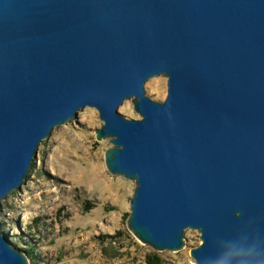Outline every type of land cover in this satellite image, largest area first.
Listing matches in <instances>:
<instances>
[{"label": "water", "instance_id": "obj_1", "mask_svg": "<svg viewBox=\"0 0 264 264\" xmlns=\"http://www.w3.org/2000/svg\"><path fill=\"white\" fill-rule=\"evenodd\" d=\"M88 106L141 242L179 252L190 228L195 264H264V0H0V210ZM0 264H30L1 222Z\"/></svg>", "mask_w": 264, "mask_h": 264}, {"label": "rangeland", "instance_id": "obj_2", "mask_svg": "<svg viewBox=\"0 0 264 264\" xmlns=\"http://www.w3.org/2000/svg\"><path fill=\"white\" fill-rule=\"evenodd\" d=\"M164 75L145 84L151 98L163 101L168 92ZM119 111L139 118L133 99ZM96 108L86 107L68 123L56 126L39 147L20 190L2 201L1 229L22 249H34L30 264H146L156 252L163 264H195L191 249L201 233L186 229L179 252L156 251L129 229L136 182L107 167L110 138L98 139L103 126Z\"/></svg>", "mask_w": 264, "mask_h": 264}, {"label": "trees", "instance_id": "obj_3", "mask_svg": "<svg viewBox=\"0 0 264 264\" xmlns=\"http://www.w3.org/2000/svg\"><path fill=\"white\" fill-rule=\"evenodd\" d=\"M22 251L26 252L30 260L34 262V249L33 248L30 247L28 249H22ZM163 263H164V259L158 253L152 252V253L147 254L146 264H163Z\"/></svg>", "mask_w": 264, "mask_h": 264}]
</instances>
